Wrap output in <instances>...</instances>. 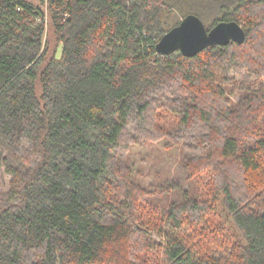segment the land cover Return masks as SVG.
<instances>
[{"label":"trees","instance_id":"trees-1","mask_svg":"<svg viewBox=\"0 0 264 264\" xmlns=\"http://www.w3.org/2000/svg\"><path fill=\"white\" fill-rule=\"evenodd\" d=\"M189 14L245 40L159 55ZM163 141L185 186L136 184ZM1 170L0 264H264V0H0Z\"/></svg>","mask_w":264,"mask_h":264},{"label":"rangeland","instance_id":"rangeland-1","mask_svg":"<svg viewBox=\"0 0 264 264\" xmlns=\"http://www.w3.org/2000/svg\"><path fill=\"white\" fill-rule=\"evenodd\" d=\"M34 2V0H30ZM44 9L46 6L44 5ZM46 12V10H45ZM47 15V14H46ZM204 24V23H203ZM47 25V17H45V27ZM48 28V26H47ZM224 89L227 95L236 103L239 99L237 92L231 94L229 91L233 88L232 85L219 83ZM158 126L164 130L172 131L176 126V119L168 112L162 110L157 115ZM166 141L159 143H149L141 147H132L128 154V165L132 170V179L136 184H140L144 187L148 185H161L165 181L170 183L172 181L180 182V185L185 186L181 183L183 181V171L178 167L179 160L181 158L180 151L178 148L173 147L171 150L164 147ZM10 177L7 176L3 170L0 171V191H7L9 188ZM202 181L195 187V191L202 193L204 191L202 187ZM186 189L187 187H183ZM215 221H218L215 220ZM222 220L221 222H223ZM216 224L219 222H215ZM217 227L211 229L210 233H207L208 238L202 240V243H206V248L208 246L212 248H218L220 245V236H216L214 239V232ZM152 237L159 240L156 234L152 233ZM197 244V243H196Z\"/></svg>","mask_w":264,"mask_h":264},{"label":"water","instance_id":"water-1","mask_svg":"<svg viewBox=\"0 0 264 264\" xmlns=\"http://www.w3.org/2000/svg\"><path fill=\"white\" fill-rule=\"evenodd\" d=\"M244 40L245 32L235 22H219L207 30L201 19L189 14L161 37L155 50L161 56L179 52L184 57H194L210 47L242 44Z\"/></svg>","mask_w":264,"mask_h":264},{"label":"built area","instance_id":"built-area-1","mask_svg":"<svg viewBox=\"0 0 264 264\" xmlns=\"http://www.w3.org/2000/svg\"><path fill=\"white\" fill-rule=\"evenodd\" d=\"M45 1H48V0H45Z\"/></svg>","mask_w":264,"mask_h":264}]
</instances>
